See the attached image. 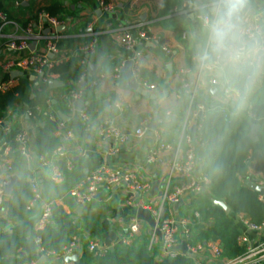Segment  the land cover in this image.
Returning <instances> with one entry per match:
<instances>
[{"label":"crops","instance_id":"crops-1","mask_svg":"<svg viewBox=\"0 0 264 264\" xmlns=\"http://www.w3.org/2000/svg\"><path fill=\"white\" fill-rule=\"evenodd\" d=\"M167 1L170 2V0H106L104 3L106 6L101 7L97 0H0V10L16 23V25L4 26L0 33V81H9L11 87L8 90H10L18 84L19 78H27L29 91L26 101L36 95H46L45 105L36 106L40 115L38 119L36 116H29V107L24 100L6 106L4 117L0 116L3 121L0 125V140L7 141L6 136L10 132L15 134L13 141L18 132L24 130L27 133L29 149L32 152V164L28 166L21 156L23 162L21 166L22 169L29 171L28 178L37 183L41 194V201L31 209L26 207L28 215L18 222L7 219L6 208L10 195H5L0 212V233L9 232L21 236L22 245L19 255L27 261L35 260L39 264L65 263L64 258L58 254L44 253L41 242L35 235L36 231L45 225L40 223L44 202L61 206L76 221H82L83 214L96 217L106 229L104 232L113 230L116 233V240L112 242L113 249L115 245H120L117 241L120 240L121 235L125 234L124 230L131 220L137 217V204L141 200H146L147 197L144 198L141 194L118 186L110 192L102 190L100 200L95 199L78 210L76 201L69 193L80 179L101 164L136 172L139 178L150 182L149 195L154 197H158L164 191V182H169L170 191L186 182V175L173 171L172 165L174 161H186L189 154L192 155L193 161L191 175L197 180L204 177L202 168L205 144L199 137L201 125L197 123V119L203 117L209 110L204 112L203 109L198 112V118L195 119L193 112L196 109L191 110V105L196 104L198 107L197 104L199 106L205 104L208 108L214 105L225 106L217 85L215 87L218 94L215 95L209 91L212 87L209 83L210 79L202 76L195 59L203 29V22L199 19V15H202L200 5L204 0H178L175 5L168 8L165 4ZM251 4L254 12L264 13V0H251ZM48 8H53V12L62 19L57 21L56 26L38 17L44 12L43 9ZM26 21H28L27 25L29 23L32 25V35L25 34L26 27H21ZM139 24L149 35V40L137 38L134 49L124 47L119 42L123 29L133 28L134 30ZM35 32H41L44 36H56L54 42L56 51L47 53L54 63L42 74H37L30 68L8 67L6 65L8 61L24 59L32 50L43 52L46 49L45 40L47 39L35 40ZM183 34H185L184 38ZM21 39L29 40V45L35 42L34 49L30 50L28 47L24 50H14L7 46L11 42L18 43ZM92 43L95 46L94 52H85L84 48ZM163 46H166L168 50L162 49ZM135 51L140 52L136 63L133 60ZM129 60L132 62L131 70L137 88L129 85L123 72V66ZM71 61L77 62L78 65L73 64L67 72L60 75L48 73L53 67ZM116 68L119 69V77H115ZM14 71L22 74L11 76V72ZM70 74L72 77H69ZM42 76L49 77V81L56 80L61 85L50 87L49 81L44 83ZM94 81L95 84H93ZM144 82L154 84V89L145 87ZM185 84L188 87H185ZM263 84L264 80H261L253 89H260ZM72 90H82V97L76 100L69 99L67 94ZM75 101L83 102L79 110L74 108ZM243 102L247 100L235 101L233 106L225 107L231 113L239 115L240 111L250 108L247 102L248 108L242 110ZM82 110L88 114L87 120L81 117ZM199 113L202 115L200 116ZM156 118H161V122L152 131V135H149L151 130L148 124ZM49 120H57V128L53 134L58 140V145L53 151L57 148L65 149L72 159V165L69 168L61 169L58 161L49 162L48 165L40 164L37 167L33 162L35 152L33 138ZM59 121L64 122L63 130L58 129ZM186 121H189L188 132L192 138V152L182 138L181 126ZM105 122H111L117 126L121 133L127 136V140L122 144L113 138H105L100 133L101 126ZM193 125L196 129L191 132ZM137 127L144 128V134L139 138L133 135ZM67 132L70 133L69 136ZM252 142L249 160L245 162L247 175L242 181V184L246 186L247 182L264 183V156L258 141ZM161 143L166 144L168 148L161 149L155 160L149 161L150 153L158 149ZM9 146L7 153L4 154L5 150L0 145V185L2 187L5 178L21 172L7 169L8 164L12 167L16 162L14 156L7 157V154L19 153L17 144L16 147L14 146L15 149L10 144ZM42 158L49 157H38L39 163ZM53 164H57L56 169L62 173V179L58 182L52 180ZM21 173L23 175V172ZM208 184L209 180L198 193L186 194L182 203L174 208V215L188 217L192 200L195 201L204 195L210 196ZM235 213L238 212H233L230 208V213L227 215H230L242 234L243 228L235 220ZM242 213L251 219L249 214ZM195 217L199 218L197 212ZM245 233L255 242L264 239V230L260 233L252 231ZM86 235L80 224L72 235L80 240L78 252L80 259ZM180 235L178 242L182 240ZM89 239L86 243L93 238ZM100 240L109 250L102 236ZM210 241L219 242L222 247L219 239L195 243L191 241V243L192 245L201 244L204 247ZM155 246V264H158L167 256L164 255L165 251L160 241L155 243ZM223 256L226 257L224 251ZM192 257H189L192 264L193 259L204 262L209 259V252L202 249Z\"/></svg>","mask_w":264,"mask_h":264},{"label":"trees","instance_id":"trees-1","mask_svg":"<svg viewBox=\"0 0 264 264\" xmlns=\"http://www.w3.org/2000/svg\"><path fill=\"white\" fill-rule=\"evenodd\" d=\"M177 1L170 0V2H165V4H167L168 8L175 5ZM103 2L105 3L106 0H103ZM52 9H43V13H46L49 17H54L57 21L62 20ZM28 21L21 27L25 28ZM73 64L78 65L77 62L71 61L53 67L48 73L63 74ZM69 77H72V75L70 74ZM28 84L29 80L21 77L16 86L0 95V116L4 117L6 106H11V104L20 100L26 101L29 91ZM45 100L46 95L40 94L26 101L29 107L28 110L31 113L30 117L36 116V119L39 118L40 115L36 110V106L45 105ZM246 100L250 104L249 110L240 111L239 115L228 110L230 114L226 117L221 114V106L214 105L208 108L203 104L204 112L206 110H209V112L197 119V123L201 124L199 137L205 144L202 172L209 180L208 189L210 196L204 195L195 201H191L190 206L193 209L190 208L188 218L191 220L192 242L219 239L226 257H233L242 253V248L237 244L240 230L230 215H227L220 206L212 203V198L224 201L233 212H246L255 223H259L262 220L263 204L257 198L258 193L242 184V181L247 175L245 158L253 146V142L248 136L249 128L252 124L257 125V143L264 156V84L260 89H253ZM197 106L199 105L197 104ZM225 106H230V103L225 104ZM195 109H197L196 104L191 105V110ZM233 110L236 111V109ZM56 128L57 120H49L46 122L45 127L40 128L35 134L33 150L39 158L42 156L50 157L53 149L58 145V140L53 134ZM13 135H15L14 132H10L7 134L6 139L7 143L15 149L14 146L16 147L17 143L13 141ZM214 138L218 139L215 146L212 147L211 141ZM8 156L16 158L12 169L23 172L21 178L14 184L8 197L6 208L7 219L18 222L28 215L26 206L31 197L30 184L28 182L29 171L22 169L21 165L23 162L19 153H8ZM195 212L199 214V218L195 217ZM81 218L82 221H76L61 206L53 204L48 222L35 233L41 242L43 252L59 255L63 248L71 242V237L80 224L85 233H87L86 239L83 241L84 249L80 264L156 263V246L155 244H149V235L146 231H142L133 238L130 244L115 245L112 251L107 250L101 255L93 254L86 248L88 244L86 242L89 238L101 239L106 229L96 217L83 214ZM21 245V236L9 232H1L0 264H25L27 259L19 255ZM158 264L192 263L191 258L178 254L176 257L167 256L159 261Z\"/></svg>","mask_w":264,"mask_h":264},{"label":"built area","instance_id":"built-area-1","mask_svg":"<svg viewBox=\"0 0 264 264\" xmlns=\"http://www.w3.org/2000/svg\"><path fill=\"white\" fill-rule=\"evenodd\" d=\"M101 7H105L103 0H97ZM39 19H44L46 22L52 26L58 24L57 20L53 17H49L44 13L38 15ZM199 19L203 22V16L199 15ZM16 25L15 22L7 18V16L0 10V33L6 25ZM137 25L134 30L133 28H125L119 36V42L128 49H134L136 44V39L149 40V35L147 32L140 26ZM25 30V34H31L32 25L29 23ZM135 33V34H133ZM35 40L46 38V49L43 52H36L32 50L29 55L24 59H19L17 61H8L6 65L11 68H30L33 69L37 74H42L45 69L50 68L54 63L53 59L49 58L47 53H54L56 51L55 45V35L44 36L41 32H35ZM32 35V34H31ZM185 34H183V38ZM29 40L21 39L18 43L11 42L7 46L10 49L14 50H24L28 49ZM95 49L94 43L86 46L84 51L87 53H93ZM162 49L168 50L166 46H163ZM140 56L139 51H135L133 60L137 61ZM115 77H119V69H115ZM44 83H48L49 77L42 76ZM96 82L94 81L93 84ZM209 83L213 86L216 85L213 79L209 80ZM143 85L149 89H154V84H147L146 82ZM11 87L9 81H0V95L6 92ZM185 87H188L185 84ZM222 94L223 101L225 104L235 103L232 98L225 97ZM83 95L82 90H72L67 94V97L71 100H76L81 98ZM203 106H198L196 111L193 112V117L198 118L197 113L203 110ZM221 114L223 116H228L230 112L224 106L220 108ZM30 116V111L28 112ZM81 117L84 120L88 119V114L82 110ZM2 118L0 117V125L2 124ZM201 125V124H200ZM199 126V125H198ZM189 121H186L181 126L182 138L185 140L186 145L192 152V138L188 132ZM58 129H64V122H58ZM100 133L105 138H113L119 143H124L127 140V136L121 133L117 126L111 122H105L100 129ZM144 134L143 127L135 128L133 135L134 137H141ZM69 136L70 133L67 132ZM159 138V134L156 135ZM15 141L17 142V151L24 158L26 164L31 166L32 164V152L29 149V139L27 133L22 130L16 134ZM0 145L4 154L7 153L6 150L10 148L7 141L4 139L0 140ZM166 144L161 143L159 148L153 150L150 153L148 158L149 161L155 160L158 156V153L161 149H167ZM64 161L65 168H69L72 165V159L68 153L63 148H57L54 150L49 158H42L40 164L48 165L49 162ZM249 160V154L245 158V162ZM192 155H188L186 161H174L172 165V170L175 172H181L184 176L186 175V182L182 183L174 190H169V182H164V191L160 193L158 197L150 196L149 191L151 189V184L148 180L139 178L137 173L132 170H124L119 167H113L108 164H101L97 166L90 173L85 175L80 181L73 186L69 193L70 196L76 201L78 205L85 206L95 200V197L100 194L102 190L111 191L118 186H123L124 188L130 189L133 192L143 195L146 200L140 201L137 204L138 209L147 210L150 215L153 217L155 225L152 227L147 221L134 217L127 228L124 230L125 234L121 235L120 240L123 244H129L132 242L133 238L138 236L142 231H146L149 235V244H155L161 242L162 249L165 251L164 255L168 257H176L178 254L186 255L187 257H192L200 252L202 249H206L209 252V259L207 261L201 262L193 259V264H264V239L255 242L249 235L248 231L255 233H260L264 230V194L258 193V200L263 204L262 220L259 223L253 222L248 216L242 212L235 213L234 218L238 222L239 226L243 228V233L238 235L237 244L242 248V253L234 257H224L222 247L219 242L210 241L206 246H201V244L192 245V234L190 231L191 220L188 217H176L174 215V205L180 199L188 193H198L203 185L207 182V178L204 176L201 180H197L195 176L191 175L192 171ZM57 164H53L54 172L52 174V180L58 182L62 179L61 171H58L56 168ZM7 169L12 170L11 164L7 165ZM30 184L31 197L27 203V208L31 209L33 206L38 204L41 201V194L37 183L28 178ZM257 185L264 186V183H257ZM5 200L4 188L0 185V212L3 207ZM53 203L44 202L42 204V212L40 223L42 225L48 222V219L51 215V206ZM197 215V214H196ZM197 217V216H196ZM159 231V234H157ZM179 234L182 235V240L178 242ZM180 235V237H181ZM185 241L187 245V250L185 253L177 250L176 247L182 242ZM93 254L101 255L107 251V248L104 246L100 239H91L86 247ZM80 251V240L78 237H72L71 242L63 248L62 252L59 254L60 257L65 258L66 256L74 255ZM163 255V256H164ZM193 258V257H192ZM65 262V260H64ZM25 264H39L35 260H28ZM69 264V263H63Z\"/></svg>","mask_w":264,"mask_h":264},{"label":"clouds","instance_id":"clouds-1","mask_svg":"<svg viewBox=\"0 0 264 264\" xmlns=\"http://www.w3.org/2000/svg\"><path fill=\"white\" fill-rule=\"evenodd\" d=\"M196 52L199 72L225 97L242 102L264 80V13L251 0H204Z\"/></svg>","mask_w":264,"mask_h":264},{"label":"water","instance_id":"water-1","mask_svg":"<svg viewBox=\"0 0 264 264\" xmlns=\"http://www.w3.org/2000/svg\"><path fill=\"white\" fill-rule=\"evenodd\" d=\"M34 46H35V42H32L29 45V49L30 50L34 49ZM131 65H132V62L130 60L125 62L124 66H123V72H124L127 80L129 81V85L131 87H133V88H137V84H136V82L134 80V76H133V73H132V70H131ZM21 74H22L21 72H16V71L11 72V76H16V75H21ZM48 85L50 87H59L61 85V83L57 82L56 80H51V81H49ZM209 91H211L215 95L218 94L217 88L215 86H212L209 89ZM73 104H74V108L79 110L80 107L82 106L83 102L82 101H75V102H73ZM230 105L233 106L234 105L233 102L230 103ZM247 108H248V103L247 102H243V104L241 105V109L242 110H246ZM199 115L201 116L202 113H199ZM160 122H161V118H156L152 122H150V124H148L149 130H151L148 133L149 135H152V131L157 127V125ZM195 129H196V126L193 125L191 127L190 131L194 132ZM257 130H258L257 125L252 124L251 127H250L249 137L254 142L258 141ZM217 139L218 138H214L211 141V146L212 147L215 146V143H216ZM33 162H34L36 167L40 165V163L38 161V156H37V154L35 152L33 153ZM58 165L61 167V169H65V167H66L64 161H61V160L58 161ZM21 176H22V173L20 172V173L12 175L10 177H7V178H5L3 180V187H4V194L5 195L9 196L11 194L12 187L18 181V179L21 178ZM246 184H247V186L249 188H251L255 192L264 194V186H260V185L254 184L252 182H247ZM95 199L96 200H100L101 199V194H98L95 197ZM212 202H213L214 205L220 206L225 211L226 214L230 213V208H229V206L226 205V203L224 201L213 198ZM181 203H182V199H180L177 203H175L174 207L177 208ZM82 208H83V206L78 205V210H81ZM137 217L139 219L147 221L152 227L155 225L153 217L150 215V213L147 210L138 209L137 210ZM157 234H159V231H157ZM102 237L104 238L105 245L108 247V249L110 251H112L113 250L112 242H114L116 240V233L113 230H108V231L103 233ZM117 243L121 244L122 241L118 240ZM176 249L181 251L182 253H185L186 250H187L186 242L182 241L176 247ZM64 260H65L66 263L73 262V263H77L78 264L79 260H80V253H76L74 255L66 256L64 258Z\"/></svg>","mask_w":264,"mask_h":264}]
</instances>
